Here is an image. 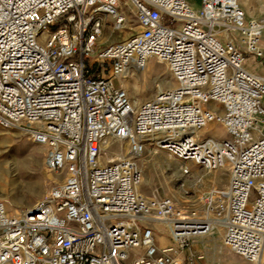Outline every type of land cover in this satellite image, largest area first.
Returning a JSON list of instances; mask_svg holds the SVG:
<instances>
[{
    "label": "built area",
    "instance_id": "1",
    "mask_svg": "<svg viewBox=\"0 0 264 264\" xmlns=\"http://www.w3.org/2000/svg\"><path fill=\"white\" fill-rule=\"evenodd\" d=\"M128 11L138 31L102 45ZM263 30L239 0H0V126L43 146L60 179L13 214L0 199V264H215L192 252L215 233L234 264H259L264 77L243 63L263 59ZM149 59L175 86L137 106L121 82ZM211 124L226 138L205 133ZM147 147L177 162L185 201L141 193ZM192 168L227 172L201 207L187 199Z\"/></svg>",
    "mask_w": 264,
    "mask_h": 264
},
{
    "label": "rangeland",
    "instance_id": "2",
    "mask_svg": "<svg viewBox=\"0 0 264 264\" xmlns=\"http://www.w3.org/2000/svg\"><path fill=\"white\" fill-rule=\"evenodd\" d=\"M196 3L199 4V0ZM127 15L129 24L124 30L114 31L112 27L105 29L101 41L102 45L125 39L138 31L133 13L128 11ZM263 34L264 30L259 42L263 51V59L255 60L251 56H247L243 66L249 72L264 77V48L261 45V41H264ZM78 60V56L72 59V61ZM129 81H132L133 84L131 85ZM121 83L122 86L123 83L129 85L128 88L125 86L127 94L136 102L137 106L153 97L158 90L171 89L175 86L168 68L155 59L148 60L144 72L129 75ZM214 127L211 125L209 132L205 130L204 132L210 135ZM216 130V137L226 138L225 133L220 128ZM44 159L45 149L37 146L23 131L14 127L0 126V199L10 214L16 210L32 207L57 182L54 179V173L45 167ZM139 166L142 171L140 185L142 194L158 197L173 194L179 200L185 201L186 198L182 196L177 186L180 177L178 164L173 159H169L164 152H156L152 147H147L139 160ZM192 173L194 177L187 182V190H189L187 199L196 206L201 207L202 202L199 199L201 196H205L211 188H221L227 184V172L225 171L202 174L199 170L192 168ZM216 177L219 179L216 180ZM154 228L158 238H165L166 240L164 228L159 224H154ZM202 241L203 245L205 243L208 245L207 248L214 247L220 260L226 253L231 254L222 246L220 234L215 233ZM157 243L160 244L159 241ZM197 249L192 246V252L197 253ZM194 264L205 263L195 261Z\"/></svg>",
    "mask_w": 264,
    "mask_h": 264
},
{
    "label": "crops",
    "instance_id": "3",
    "mask_svg": "<svg viewBox=\"0 0 264 264\" xmlns=\"http://www.w3.org/2000/svg\"><path fill=\"white\" fill-rule=\"evenodd\" d=\"M189 4L197 9L198 4L196 3L197 0H188ZM240 4L245 12L246 20H264V0H241ZM264 35V34H263ZM261 45L264 48V41H261ZM257 73V72H256ZM157 241L160 242V246H166L169 244V241L165 238H157ZM200 242V241H199ZM198 242H195V244ZM195 248H198V253L204 252L206 254V262L207 261H214L215 264H234L235 262L239 261V258L232 255V254H225V256L220 260L217 257V254H213L214 247L207 248L208 245L205 243L203 245V241L201 243H198L196 245L193 244ZM264 264V248L260 257V263Z\"/></svg>",
    "mask_w": 264,
    "mask_h": 264
},
{
    "label": "bare ground",
    "instance_id": "4",
    "mask_svg": "<svg viewBox=\"0 0 264 264\" xmlns=\"http://www.w3.org/2000/svg\"><path fill=\"white\" fill-rule=\"evenodd\" d=\"M158 62V61H157ZM139 72H129L128 73V75L126 76V78L129 76V75H134V74H138ZM126 78L124 79V80H126ZM130 82V81H129ZM132 82V81H131ZM130 82V83H131ZM133 83H131V85H132ZM125 86H126V88H128V84L127 85H124V83H123V88H125ZM125 88V89H126ZM211 125H213V126H215L214 128H213V130L211 131V134H213V135H216L217 134V128H220L221 129V127H219V126H217V125H215V124H211ZM210 125V126H211ZM210 126H208L206 129H205V131L207 132L208 130H209V127ZM222 130V129H221ZM209 132V131H208ZM37 145V144H36ZM37 146H40V145H37ZM40 147H42V148H44L43 146H40ZM109 150H111L110 148L108 149V152H107V154H109L110 153V151ZM169 159H171L172 160V158H170L169 156H167ZM221 171H223V170H221ZM219 172V171H218ZM214 173H216V172H214ZM53 176H55L54 177V179L56 180V181H59L60 179L55 175V174H53ZM217 179H219V177H216V180ZM198 243H201V241L200 242H198ZM198 243H196V244H198ZM195 244V245H196Z\"/></svg>",
    "mask_w": 264,
    "mask_h": 264
}]
</instances>
